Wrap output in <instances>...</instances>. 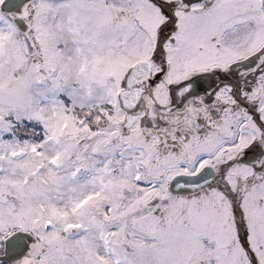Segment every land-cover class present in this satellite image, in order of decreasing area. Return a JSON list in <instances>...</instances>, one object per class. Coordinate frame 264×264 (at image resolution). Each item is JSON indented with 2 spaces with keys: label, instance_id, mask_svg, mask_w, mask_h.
<instances>
[{
  "label": "snow or ice",
  "instance_id": "obj_1",
  "mask_svg": "<svg viewBox=\"0 0 264 264\" xmlns=\"http://www.w3.org/2000/svg\"><path fill=\"white\" fill-rule=\"evenodd\" d=\"M0 264H264V0H0Z\"/></svg>",
  "mask_w": 264,
  "mask_h": 264
}]
</instances>
